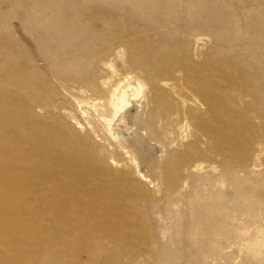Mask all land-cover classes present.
Instances as JSON below:
<instances>
[{"label":"rangeland","instance_id":"1","mask_svg":"<svg viewBox=\"0 0 264 264\" xmlns=\"http://www.w3.org/2000/svg\"><path fill=\"white\" fill-rule=\"evenodd\" d=\"M0 264H264V0H0Z\"/></svg>","mask_w":264,"mask_h":264}]
</instances>
